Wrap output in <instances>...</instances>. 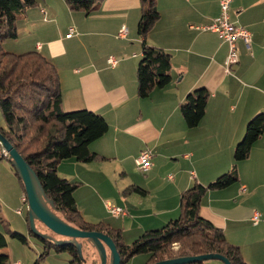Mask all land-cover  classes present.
<instances>
[{"label": "crops", "instance_id": "0c3cea01", "mask_svg": "<svg viewBox=\"0 0 264 264\" xmlns=\"http://www.w3.org/2000/svg\"><path fill=\"white\" fill-rule=\"evenodd\" d=\"M220 1L157 0L160 20L146 43L171 54L173 80L147 98L138 96L141 0H105L88 16L71 11L66 0H42L18 18L17 41L30 47L24 53L38 51L56 65L65 111L87 109L109 124L107 134L89 146L107 160L71 158L59 165L61 177L81 183L75 199L87 222L120 230L131 244L177 219L183 192L196 184L208 186L236 165L239 180L208 192L200 215L223 229L247 264H264V133L247 160L234 158L250 120L264 114V0H234L231 5V21L252 34L251 51L238 42L240 61L232 74L224 67L228 45L219 34L195 28L220 14ZM124 26L129 33L121 39ZM110 57L118 61L116 66L108 63ZM200 88L210 94L205 116L189 128L180 106ZM145 149L153 153L147 173L136 164ZM125 180L126 187L120 184ZM136 186L145 194L125 193ZM18 188L20 201L28 205L22 186ZM108 202L126 215L111 216ZM8 223L12 230V221ZM0 253L11 258V253Z\"/></svg>", "mask_w": 264, "mask_h": 264}, {"label": "trees", "instance_id": "16d2710c", "mask_svg": "<svg viewBox=\"0 0 264 264\" xmlns=\"http://www.w3.org/2000/svg\"><path fill=\"white\" fill-rule=\"evenodd\" d=\"M103 1L105 0H66V3L71 11L83 12L88 16ZM39 3L40 0H0V110L6 123L5 127H0V133L36 173L47 198L53 201L54 212L81 231L108 235L117 247L121 264H128L141 254L150 256L146 264L208 254L222 255L231 264H247L240 247L228 242L223 229L200 215L202 201L208 192L226 189L239 180L236 165L208 186L196 184L183 192L180 216L161 229L145 232L131 244L125 243L120 230L104 223L85 220L75 199V191L81 183L61 177L59 165L71 158L82 163L107 160L91 152L89 146L107 134L109 124L102 115L87 109L70 112L63 109L59 70L42 53L31 51L15 54L4 49L8 40H17L19 37L18 17L37 7ZM160 16L157 0H141V17L137 25V33L143 39L142 58L137 70L140 98L149 97L155 89L165 88L173 80L171 54L146 43L147 36ZM209 97V92L200 88L189 93L181 103L180 111L189 128L197 127L204 118ZM263 133L264 114H259L250 120L246 135L235 150L236 162L250 157L253 145ZM2 160L4 158L0 157V161ZM8 161L11 163L10 159ZM14 171L25 192L21 178L15 169ZM128 191L145 194L137 186L128 188L125 193ZM0 222L6 233L0 232V250L8 246L7 235L28 244L27 237L12 231L9 223L1 216V201ZM26 222L29 235L43 246L35 264H40L51 250L57 254L70 255L71 264H101L97 250L88 240L82 239L79 242L83 244V248L86 243L93 248L90 261L84 257L83 248L81 257L75 244L59 242L66 238L55 235L50 230V233L39 230L43 235L34 233L29 214ZM175 245L179 246L177 250ZM7 260L6 255L0 254V264H6Z\"/></svg>", "mask_w": 264, "mask_h": 264}, {"label": "water", "instance_id": "95a60500", "mask_svg": "<svg viewBox=\"0 0 264 264\" xmlns=\"http://www.w3.org/2000/svg\"><path fill=\"white\" fill-rule=\"evenodd\" d=\"M0 144L9 153L13 168L24 184L29 208V220L34 233L43 235L36 227V222H40L55 235L66 238L65 241L61 240L59 242L75 244L81 257H83V244L79 240L83 239L88 240L97 250L101 264H121V256L117 247L108 235L101 232L81 231L61 219L54 212L53 201L47 198L36 173L1 133ZM208 260H218L224 264H231L227 258L219 254L182 257L154 264H199Z\"/></svg>", "mask_w": 264, "mask_h": 264}, {"label": "rangeland", "instance_id": "374dc122", "mask_svg": "<svg viewBox=\"0 0 264 264\" xmlns=\"http://www.w3.org/2000/svg\"><path fill=\"white\" fill-rule=\"evenodd\" d=\"M41 1L42 0H40V2ZM32 9L33 8H31V10ZM17 40H8L5 43L4 49L6 51L15 52L16 54H24L26 50L30 49V47L23 48L24 42L21 43ZM5 126L6 123L0 110V127ZM118 178L120 179L121 176L118 175ZM128 182L129 180H125L123 182H120V184L126 187ZM20 185L21 184L15 176L14 168L12 167V164L8 161V159L0 161V201L1 198H3L4 201L8 202V204H3L1 201V216L7 222L8 220L12 221V231L17 232L27 237L28 239V244L25 245L22 242L12 239L7 235L8 246L1 251H4L9 255L11 253V258H8L6 264H15L17 262H20L22 264H35V261L37 260L39 254L43 251V246L38 240L29 235V229L26 222L29 208L27 204H23L20 201V195L18 194V187H21ZM78 189L76 191H78ZM10 195H12V197ZM19 209L23 210V214H17V210ZM36 227L42 232L50 233L49 230L39 222H36ZM3 230L4 226L0 222V232L6 234ZM129 238L130 237H127V240H130ZM85 245L86 246L83 248V254L84 257H86L87 260L90 261L93 257V248L90 244L86 243ZM178 247V245H175V250H177ZM149 258V255L141 254L134 257L128 264H146ZM40 264H71V257L67 253L57 254L54 250H51L49 255L46 256ZM202 264L224 263L218 260H208L203 262Z\"/></svg>", "mask_w": 264, "mask_h": 264}, {"label": "built area", "instance_id": "2783aa9c", "mask_svg": "<svg viewBox=\"0 0 264 264\" xmlns=\"http://www.w3.org/2000/svg\"><path fill=\"white\" fill-rule=\"evenodd\" d=\"M234 2V0H221L220 1V14L212 20L211 23L195 27L196 29H200L203 31H211L219 34V36L223 39V41L228 45V55L225 60V72L227 74H232L233 68L239 63L240 61V51L238 42L242 41L246 48L251 51V45H252V34L249 30L242 26H238L234 24L231 21L230 11H231V5ZM44 13V11H42ZM191 28H194L191 26ZM129 33V30L126 26L122 27L118 37L119 38H126ZM74 35V31L71 30L69 37H72ZM108 63L111 66H116L118 61L114 57H110L108 59ZM0 157H3L4 159H9L10 155L0 144ZM153 153L149 149H145L141 151L140 155L136 159V164L138 168L143 173H147L151 170L153 164ZM245 190V189H244ZM24 201L27 202L26 195L24 196ZM106 208L108 212L114 216V217H120L123 215H126V211L114 205L111 202H108L106 204ZM18 214H22L23 210L19 209L17 210ZM260 215L257 213L253 217V221L255 224H258ZM15 264H22L20 262H17Z\"/></svg>", "mask_w": 264, "mask_h": 264}]
</instances>
